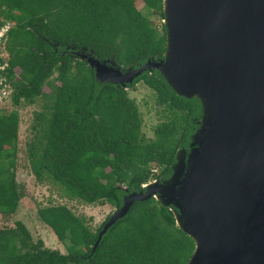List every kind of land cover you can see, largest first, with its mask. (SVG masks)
<instances>
[{
    "label": "trees",
    "instance_id": "1",
    "mask_svg": "<svg viewBox=\"0 0 264 264\" xmlns=\"http://www.w3.org/2000/svg\"><path fill=\"white\" fill-rule=\"evenodd\" d=\"M140 2L164 20V0H0V30L11 24L5 41L6 76L14 88V109L0 110L2 217L15 215L26 196L17 181L20 108H41L27 146L36 180L54 182L86 205L121 208L125 188L140 192L152 181L170 179L177 154L189 151L203 116L199 99L177 95L156 69L137 78L128 88L146 84L165 118L149 139L129 92L98 82L78 54L114 60L122 70L163 60L165 24L161 34L139 10ZM175 212L155 198L136 202L93 252L111 215L93 230L66 205L42 207L39 218L67 253L34 241L18 221L13 228L0 229V264H189L196 244L179 227Z\"/></svg>",
    "mask_w": 264,
    "mask_h": 264
},
{
    "label": "water",
    "instance_id": "2",
    "mask_svg": "<svg viewBox=\"0 0 264 264\" xmlns=\"http://www.w3.org/2000/svg\"><path fill=\"white\" fill-rule=\"evenodd\" d=\"M163 11V60L122 70L78 53L98 82L125 89L156 69L203 111L170 179L125 188L93 252L136 202L155 198L178 210L179 227L195 241L189 264H264V0H164Z\"/></svg>",
    "mask_w": 264,
    "mask_h": 264
},
{
    "label": "rangeland",
    "instance_id": "3",
    "mask_svg": "<svg viewBox=\"0 0 264 264\" xmlns=\"http://www.w3.org/2000/svg\"><path fill=\"white\" fill-rule=\"evenodd\" d=\"M138 8L145 15L150 17L162 34L164 23L162 17L154 16L151 11L149 12L145 8L143 2L139 3ZM16 75L18 77V71ZM45 90L49 91L48 88ZM126 90L129 92V96L135 100L139 106L144 121L143 133L149 139L154 138L156 127L165 120L162 108L157 105L155 93L143 82L139 83L134 89L127 88ZM12 109H14L12 100L5 104H0L1 111H11ZM38 111H41L39 105L27 106L19 109L21 124L16 160L17 181L24 188L26 196L22 199L20 207L15 215L10 217H2V215H0V229L13 228L18 221H21L25 223L31 232L34 241L42 240L47 248L67 253L65 244L60 242L52 229L39 218L38 211L40 208L49 205H66L76 215L87 219L93 230H96L116 209L109 205L90 206L80 201L72 200L60 185L54 182L39 183L36 180L30 168L27 146L34 137L33 125L35 113Z\"/></svg>",
    "mask_w": 264,
    "mask_h": 264
},
{
    "label": "built area",
    "instance_id": "4",
    "mask_svg": "<svg viewBox=\"0 0 264 264\" xmlns=\"http://www.w3.org/2000/svg\"><path fill=\"white\" fill-rule=\"evenodd\" d=\"M10 27L11 24H8L0 30V104H5L12 100L14 94V89L6 76L7 69L9 68V60L5 53V41Z\"/></svg>",
    "mask_w": 264,
    "mask_h": 264
}]
</instances>
